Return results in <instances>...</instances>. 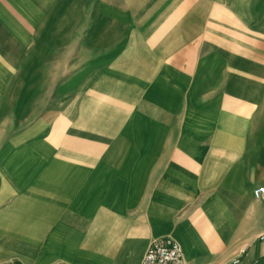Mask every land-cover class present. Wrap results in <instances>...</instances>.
Segmentation results:
<instances>
[{"label": "crops", "instance_id": "crops-1", "mask_svg": "<svg viewBox=\"0 0 264 264\" xmlns=\"http://www.w3.org/2000/svg\"><path fill=\"white\" fill-rule=\"evenodd\" d=\"M258 185L264 0H0V264H264Z\"/></svg>", "mask_w": 264, "mask_h": 264}, {"label": "built area", "instance_id": "built-area-1", "mask_svg": "<svg viewBox=\"0 0 264 264\" xmlns=\"http://www.w3.org/2000/svg\"><path fill=\"white\" fill-rule=\"evenodd\" d=\"M252 193L255 197L264 199V185L254 187ZM182 260L179 242L169 235H162L150 241L140 264H182ZM236 261L237 259H234L232 262Z\"/></svg>", "mask_w": 264, "mask_h": 264}]
</instances>
